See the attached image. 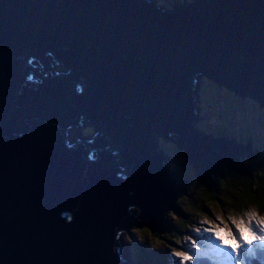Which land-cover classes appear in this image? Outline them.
Here are the masks:
<instances>
[{
  "label": "water",
  "instance_id": "95a60500",
  "mask_svg": "<svg viewBox=\"0 0 264 264\" xmlns=\"http://www.w3.org/2000/svg\"><path fill=\"white\" fill-rule=\"evenodd\" d=\"M172 6L0 0V264H128L118 233L171 203L157 136L207 174L233 161L195 128V80L264 109V0Z\"/></svg>",
  "mask_w": 264,
  "mask_h": 264
},
{
  "label": "rangeland",
  "instance_id": "374dc122",
  "mask_svg": "<svg viewBox=\"0 0 264 264\" xmlns=\"http://www.w3.org/2000/svg\"><path fill=\"white\" fill-rule=\"evenodd\" d=\"M185 1L186 0H152V3H153V5L162 6L164 8L165 7L171 8V7H173L172 5H175V4L179 5L177 3L181 4ZM187 1L189 2L191 0H187ZM204 81H205L204 77L201 78V81H200V77H199V82L201 85V89H200L201 94L200 95L202 98H206L210 92V104L208 105V107H206L204 104V101H202L200 99L198 89L196 90L197 85H196V80H195V90H196L195 94L196 95L194 96V109L193 110L195 113V118L199 115L198 119L196 121H194V124L196 126H197V123H205V126L207 127V129H213V128H216L218 130L220 129V126L217 123L216 118L220 117L219 111H220L221 105L229 102V100H227L228 93L232 94L236 98L238 97L240 99H245L246 102L249 100H252L253 102L258 103V101L253 100L248 95L238 92L239 90L229 88V87H227V86H225L219 82H215L212 79H209V83H207V82L204 83ZM210 87L212 88V90L224 92V96L221 95V101L218 97V94H216V92L209 90ZM220 113H221V111H220ZM208 123L211 124L212 128H208V126H207ZM252 124H257V122L255 120H251V119H249V122H245L243 120L237 119V120L232 121L229 124L232 126V128L224 129V132L226 133V135H228V136H226L227 137L226 139L232 141L236 147L235 158L233 159V161L231 163H229L226 166L231 167V169H233V170H237L239 173H242L240 171H245V172L250 171L251 170L250 165L252 166V163L250 161H245L242 164H240V167H239V164L237 163L238 161H240L238 159L239 156H241V158L244 156L245 157L250 156L251 159H253L254 154H256L257 156H260V157L264 156V142H262L263 141L262 136L264 135V133L263 132L256 133L252 130L251 139L249 141H247L246 144L241 145V144L237 143L235 141V139L233 140V138H231V135L228 134V132L230 131L236 137H238L239 135L242 136L248 131V129L252 126ZM212 132L214 134L217 131L213 130ZM65 135H66V139H69L71 141H74V137L81 140L84 137H88L90 135V126L84 121L83 125L79 126V129H68V132H65ZM214 136H217V135L214 134ZM161 138H164V141ZM220 138H224V136H220ZM160 139H161V141H160ZM168 140L169 139L166 137L157 136V147H158V149L161 148L159 150L164 151L161 156L166 157L165 158V165L169 169H171V167L175 168V169L174 168L171 169L172 179H173V183L175 185V189L173 188V191L171 193V196H174L173 199H175V201H177V199L181 197L180 199H182L183 203H185L184 207L186 209H192L193 211H197L198 213H200L198 215L201 218H204V216H207L209 219L213 220L214 223L219 224V221L214 220V210H215V213L223 214L224 219L226 220L225 217H227V215H229L230 212L228 214H226L223 210H221V208H219L218 204L215 205L214 204L215 201L211 198V196L208 197L207 193L205 191L202 193L201 196L207 197V201H209V203L207 205V209H205L203 211L200 209V206H199L200 201L199 200H195L194 202L192 201V199L188 195L189 194L188 192H189L190 188H194L193 185L197 186L195 180H197L198 179L197 176H200L201 174H200L199 170L191 162L189 157L183 153V150L180 147H175L174 142L171 140H169V141ZM183 155L185 156L184 158H182ZM245 157H244V159H245ZM186 158L188 160H186ZM116 159H117V161H115V159L113 158V167H118L117 162L120 161V156L117 155ZM234 162H235V166H232L231 164ZM192 168L197 170L196 172L198 173V175H196L194 173V170ZM221 168H219V169H217V170H215L209 174H207L205 172V175L202 178L203 181L208 182L211 180L217 186L221 185V178H224L225 176L228 175L226 173L230 172L229 171L230 168H224L222 170V172L219 174L218 172ZM173 172H175V173H173ZM184 174H185V176H184ZM209 178H211V179H209ZM208 184H209V182H208ZM176 190L180 191V192L182 191L183 193L186 192V193L183 195V193L181 192L177 196H175ZM187 201L192 202L193 204L192 203L189 204ZM211 209L213 210L212 212H210ZM171 210L175 213V215H177V213L182 212V210L180 209L179 206H177V207L175 206V209H171ZM208 212L213 216L209 215ZM164 213H165V210H163L162 214H164ZM162 214L158 215L151 222L155 223L156 219H158L159 216H162ZM203 225H205V227L206 226L211 227V225H209L208 223H202V220H200V221H198V226L201 229L200 232H196V230H192L191 226L189 225V227L184 229V231H180V235L177 236L175 239H171L170 241H167L165 239L164 242L167 244V246H160L159 245L158 247L162 248L159 250H161V253H164V252L168 253L171 251L170 248L175 247L172 245H182L183 247L187 248V246L191 243V241L185 240V237H188V236H186V233H194V236L197 237L198 244H200V246H201L200 249L205 250L208 247L201 240V236L203 234H206V232L203 231V229H204ZM223 227L224 226L221 225V228H223ZM207 234H209V233H207ZM221 235L225 238L226 244L231 243L233 247L236 246L234 241L227 238V231L226 230L222 231ZM214 237L215 236L212 235V238H214ZM130 238L131 239L135 238L137 245L135 244L133 246L130 243L131 240L129 241ZM138 238H139V236L136 235V232H133V229H130V232L128 231L127 233H125V232L121 233L119 240H120V244L122 245V249H124L126 252L127 257H129V258H131L133 256L135 257V256H138L137 255L138 253H140L136 247H139L143 243V241L142 240L139 241ZM177 239L180 240L179 244H177ZM153 245H154V242L152 239L144 242L145 247L153 246ZM156 248H153V249H156ZM202 258H204L205 261H207V259L205 257H202ZM215 258L216 257H214L211 254L208 256V259H210V260H214ZM139 264H155V263L150 262L148 260H145L144 262L143 261L139 262ZM207 264H208V261H207Z\"/></svg>",
  "mask_w": 264,
  "mask_h": 264
},
{
  "label": "trees",
  "instance_id": "16d2710c",
  "mask_svg": "<svg viewBox=\"0 0 264 264\" xmlns=\"http://www.w3.org/2000/svg\"><path fill=\"white\" fill-rule=\"evenodd\" d=\"M200 89H201V85L199 87L198 93H199L200 99L204 101V104H206L207 97L206 98L201 97ZM220 95L224 96V92L221 91ZM227 100L231 102L232 106L224 107L222 116L216 118L217 123L220 126V129L214 134H216L218 137L224 136V138H227L226 136L228 135H226V133L224 132V129L232 128V126L229 124L233 121L232 120L233 118L236 119L235 116L238 113V111L248 110V111H251L259 119L264 118L263 108L260 105H258L256 102H253L252 100H250V102H246L245 99H240L238 97L236 98L235 96L229 93L227 96ZM235 102L238 104L237 108L234 107ZM241 119H245V113L242 114ZM247 122L249 121L247 120ZM197 126H198L199 131L204 130V132H207L206 130H208L209 132L213 133L211 130L207 129V127L205 126V123H197ZM207 126L208 128H212L210 123H208ZM262 127L263 126H261V128ZM252 128L257 129L264 133V130H262L259 126H253V127L251 126L248 129V131L242 136L239 135L238 137H236L230 131L228 132V134L231 135V138L235 137L236 138L235 141L237 143L244 145L247 143V141L251 139ZM161 139L164 141V138H161ZM262 139H263L262 142H264V135L262 136ZM174 145L175 147H180L175 142H174ZM183 153L185 154L184 151ZM184 157L185 156L183 155L182 158ZM244 157L242 158L241 156L238 157V159L240 160L237 162L239 164V167H240V164H242L243 162L250 161L252 163V166L250 165L251 170L247 172L240 171L242 173H239L237 170L231 169V167L223 166L218 172L219 174L222 172L224 168H230L229 169L230 172H227L226 174L228 175L225 176L224 178H221V185L219 186H217L211 180H210L211 182L208 181L210 184L209 185L208 182L202 181L200 180V178L198 179L196 178L197 180H195V182L197 186L193 185L194 188H190L188 195L190 196L193 202L195 200L200 201L199 206L202 211L207 209V205L209 203V201H207V197L201 196L202 193L205 191L207 193V196L208 197L211 196V198L215 201L214 204L215 205L218 204L219 208H221V210H223L226 214H228L229 212L242 213L244 210H251L255 208L259 215L264 216V156L260 157V156L255 155L253 159H251L250 156L245 157V159ZM186 160L188 159L186 158ZM173 168L174 167H171V169ZM195 172L196 171L194 170V173ZM181 192L176 190L175 196H177ZM185 193L186 192H184L183 195ZM180 198H178L177 201H175V199L170 200L171 203H173L176 207L179 206L180 209L182 210V212L177 213V215H175V218L172 215L174 212L171 210L170 207H168V205H166L164 209L165 213L162 214L163 211H161L162 216L158 217L157 222H155L152 227L150 226L148 227L146 224H143V225H139L137 228L141 230L147 228L151 231L153 236H157L159 239L163 241H165V239L167 241H170L171 239H175L177 236L180 235V231H184V229L189 227V225L191 226L192 230H196V228H199L198 221L202 219L198 215L200 213H198L197 211H193L192 209H186L184 207L185 203H183V200ZM187 202L189 204L192 203L189 201ZM212 211L213 210L211 209L210 212ZM209 215L211 214L209 213ZM225 218L227 220L228 215ZM136 235H138L141 239V236L139 234L136 233ZM186 236L191 238L190 241L196 240L198 242L197 237L194 236V233H186ZM140 239L139 241L142 240L143 243L139 247H136L137 250L140 252L137 254L138 255L136 258L137 264H139V262L141 261L144 262L145 260H148L155 264H169L170 263L168 260L169 257L173 262H175L176 260L172 252L173 248L177 250L186 249L182 245H172L175 247L170 248L171 250L170 252L161 253V250H159V249H162L161 247H157L154 245L147 246V247L144 246L145 241L152 239L147 233H144L143 239L141 240ZM130 240L133 246L135 244L137 245L135 238L133 239L130 238ZM160 246H167V244L164 242ZM153 248H156V249H153ZM201 259L205 260L204 258H201ZM241 264H244V261H242ZM250 264H264V245L260 246V253L256 257L251 258Z\"/></svg>",
  "mask_w": 264,
  "mask_h": 264
},
{
  "label": "snow or ice",
  "instance_id": "6c2138e0",
  "mask_svg": "<svg viewBox=\"0 0 264 264\" xmlns=\"http://www.w3.org/2000/svg\"><path fill=\"white\" fill-rule=\"evenodd\" d=\"M32 79V77H28ZM175 218V214H172ZM71 219V217H69ZM214 220L219 221V224L214 223L213 220L204 216L202 223H208L211 227L204 228L206 233H214L215 240L218 244H211L210 247L204 251L200 250V245L196 240H191V243L185 250L172 249L175 258V264H207V261L202 260V257H208L210 254L217 258H223L233 261L234 264H250L251 258L256 257L260 253V246L264 245V216L257 213L255 208L251 210H244L242 213H229L227 221L223 214L215 213ZM230 221V224L228 223ZM221 225L224 227L221 228ZM227 231V238L235 242V247L231 243L226 244L225 238L221 232ZM134 232L144 237L147 233L153 240L154 246H159L164 243L163 240L157 236H153L151 231L147 228L141 230L139 228L133 229ZM200 228H196V232H200ZM247 235V238H245ZM190 237H185V240H190ZM180 240L177 239V244ZM195 249V251H192Z\"/></svg>",
  "mask_w": 264,
  "mask_h": 264
},
{
  "label": "clouds",
  "instance_id": "9594fccd",
  "mask_svg": "<svg viewBox=\"0 0 264 264\" xmlns=\"http://www.w3.org/2000/svg\"><path fill=\"white\" fill-rule=\"evenodd\" d=\"M185 2H188L187 0L185 1ZM177 4H180V3H177ZM176 5V4H175ZM155 6H157V5H155ZM158 7H161V8H164V7H162V6H158ZM202 77H204L205 78V81H204V83L205 82H207V83H209V79L210 78H208V77H206V76H201V78ZM201 78H200V81H201ZM199 87H200V82H199V85H197L196 86V90L198 89L199 90ZM195 90V91H196ZM209 90L210 91H214V92H216V94H218V97H219V99H220V101H221V95H220V91H215V90H212V88L210 87L209 88ZM247 102H250V100L249 101H247ZM210 104V92H209V95L207 96V102H206V104H205V106L206 107H208V105ZM232 106V104H231V102L229 101V102H227V103H224L223 105H221V108H220V111H221V113H220V111H219V114H220V117L222 116V114H223V109H224V107H231ZM237 106H238V104L235 102L234 103V107H236L237 108ZM264 110V109H263ZM245 113V119H251V120H255L256 122H257V124H252V127L253 126H259L260 128H261V126H263L262 128H264V118H262V119H259L257 116H255L251 111H246V110H243V111H238V113L236 114V119H232L233 121L234 120H237V119H240V120H242L241 119V116H242V114H244ZM198 117V116H197ZM198 119V118H197ZM196 119V120H197ZM195 125V124H194ZM79 126H81V123H79ZM195 128L198 130V126H196L195 125ZM261 128V129H262ZM209 130H211V131H213V130H215V131H218V129H216V128H213V129H209ZM252 130L254 131V132H256V133H261V131H256L257 129H253L252 128ZM207 132H204V130L203 131H201V132H203V133H205V134H208V135H211V136H214V134L213 133H211V132H209L208 130H206ZM90 136V135H89ZM215 137H218V136H215ZM160 151V154L162 155L163 154V150H159ZM186 154V153H185ZM256 155V154H255ZM118 156H120V154L118 155ZM115 158H117V156H114ZM235 164V162L234 163H232L231 165L233 166ZM220 171V170H219ZM203 178V177H202ZM202 178H200V180H202L203 181V179ZM170 200H173V196H170V198H169ZM168 202H170V201H168ZM168 204H170V203H167L166 205H168ZM164 209H165V207H164ZM163 209V210H164ZM162 210V211H163ZM161 213V212H160ZM201 220H203V218L201 219ZM143 225V224H142ZM153 225H154V223H153ZM138 226H131V227H129V228H126V229H124V230H122L121 232H120V234H119V236H118V240H119V238H120V235H121V233L122 232H125V233H127L128 231L130 232V229H135V228H137ZM203 227L204 228H207V226L205 227V225H203ZM134 232V231H133ZM138 239H140V237L138 238ZM141 240V239H140ZM129 241H130V239H129ZM119 242H120V240H119ZM131 244H132V242H130ZM136 258H137V256H135L134 257V263L135 264H137V260H136ZM132 261V260H131ZM208 264H209V262H208Z\"/></svg>",
  "mask_w": 264,
  "mask_h": 264
},
{
  "label": "bare ground",
  "instance_id": "6f19581e",
  "mask_svg": "<svg viewBox=\"0 0 264 264\" xmlns=\"http://www.w3.org/2000/svg\"><path fill=\"white\" fill-rule=\"evenodd\" d=\"M184 3V2H183ZM183 3H181V4H183ZM187 3H189V2H187ZM171 10H173V8L171 9ZM243 121H245V122H247V120L249 121V119H242ZM236 140V138L235 137H233V140ZM164 165H165V160H164ZM165 168H166V170L168 171V173H169V175H170V177H171V179H172V173H171V169H169V168H167V166L165 165ZM195 171H197L196 169H194ZM199 170V169H198ZM199 172H200V176H197L198 178H202V177H204V175H205V172H202V171H200L199 170ZM173 173H175V172H173ZM195 174L196 175H198V173L197 172H195ZM172 181H173V179H172ZM174 184V183H173ZM174 189H175V185H174ZM168 207H170L171 209H175V206H174V204L173 203H170V204H168ZM159 215H161V214H159ZM160 217V216H159ZM123 253H124V256H125V258H126V260H127V262L129 263V259H128V257L126 256V252H125V250L123 251Z\"/></svg>",
  "mask_w": 264,
  "mask_h": 264
},
{
  "label": "built area",
  "instance_id": "2783aa9c",
  "mask_svg": "<svg viewBox=\"0 0 264 264\" xmlns=\"http://www.w3.org/2000/svg\"><path fill=\"white\" fill-rule=\"evenodd\" d=\"M262 130H264V128H262ZM256 131H258V130H256ZM256 134V133H255Z\"/></svg>",
  "mask_w": 264,
  "mask_h": 264
}]
</instances>
